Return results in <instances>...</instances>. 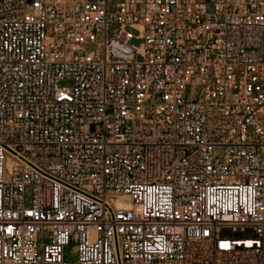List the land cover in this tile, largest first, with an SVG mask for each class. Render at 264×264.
Here are the masks:
<instances>
[{"label":"built area","instance_id":"1","mask_svg":"<svg viewBox=\"0 0 264 264\" xmlns=\"http://www.w3.org/2000/svg\"><path fill=\"white\" fill-rule=\"evenodd\" d=\"M0 264H264V0H0Z\"/></svg>","mask_w":264,"mask_h":264},{"label":"rangeland","instance_id":"2","mask_svg":"<svg viewBox=\"0 0 264 264\" xmlns=\"http://www.w3.org/2000/svg\"><path fill=\"white\" fill-rule=\"evenodd\" d=\"M114 29H115V27H111V28H110V32H113ZM70 252H71V251H70Z\"/></svg>","mask_w":264,"mask_h":264},{"label":"snow or ice","instance_id":"3","mask_svg":"<svg viewBox=\"0 0 264 264\" xmlns=\"http://www.w3.org/2000/svg\"><path fill=\"white\" fill-rule=\"evenodd\" d=\"M222 247H228V245L227 244H223Z\"/></svg>","mask_w":264,"mask_h":264}]
</instances>
